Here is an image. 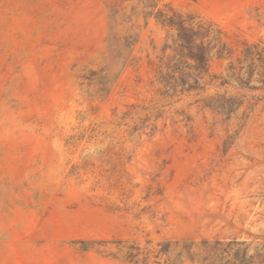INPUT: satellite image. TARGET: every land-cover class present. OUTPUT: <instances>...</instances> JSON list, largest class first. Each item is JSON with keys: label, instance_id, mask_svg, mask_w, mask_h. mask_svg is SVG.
Masks as SVG:
<instances>
[{"label": "rangeland", "instance_id": "obj_1", "mask_svg": "<svg viewBox=\"0 0 264 264\" xmlns=\"http://www.w3.org/2000/svg\"><path fill=\"white\" fill-rule=\"evenodd\" d=\"M254 46L264 0H0V264H264V84L220 85Z\"/></svg>", "mask_w": 264, "mask_h": 264}, {"label": "trees", "instance_id": "obj_2", "mask_svg": "<svg viewBox=\"0 0 264 264\" xmlns=\"http://www.w3.org/2000/svg\"><path fill=\"white\" fill-rule=\"evenodd\" d=\"M178 40L180 41L179 55L183 61L191 60L196 62L194 67H201L206 64V57L201 51V47L195 44L194 37L198 32H194L191 29L185 27L183 24L178 25ZM252 48H246L244 51V57L238 59L234 63H229L227 66V74L220 78V85H235L239 89L255 90L254 86H250L253 82V78L256 82L264 84V50H257L256 46ZM186 63V62H184ZM187 76V75H186ZM181 77L184 78L185 74L181 73ZM185 83V81H183ZM194 87H189L193 89ZM221 101L215 100L213 106L226 114H230L234 107L238 106V101L234 97H220ZM243 242H236L231 240L229 242L214 241L209 243L207 241L201 242V251L191 252V248L194 244L184 245V250L177 254L176 262L183 264L185 261L198 262L200 264H243L246 259V247L241 250ZM225 249H222V247ZM237 247L233 253H229V249ZM228 249V250H226Z\"/></svg>", "mask_w": 264, "mask_h": 264}]
</instances>
